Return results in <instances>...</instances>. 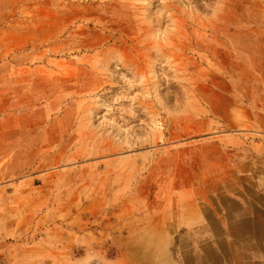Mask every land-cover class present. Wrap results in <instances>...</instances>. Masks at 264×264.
I'll return each instance as SVG.
<instances>
[{
  "label": "rangeland",
  "instance_id": "1",
  "mask_svg": "<svg viewBox=\"0 0 264 264\" xmlns=\"http://www.w3.org/2000/svg\"><path fill=\"white\" fill-rule=\"evenodd\" d=\"M0 264H264V0H0Z\"/></svg>",
  "mask_w": 264,
  "mask_h": 264
},
{
  "label": "bare ground",
  "instance_id": "2",
  "mask_svg": "<svg viewBox=\"0 0 264 264\" xmlns=\"http://www.w3.org/2000/svg\"><path fill=\"white\" fill-rule=\"evenodd\" d=\"M207 198V197H206ZM239 200V199H238ZM211 207V206H210ZM217 210V209H216ZM216 213V212H215ZM213 214H214V212H213ZM232 215V214H231ZM233 216V215H232ZM227 232V231H226ZM241 246V245H240ZM209 260V259H208ZM211 262V261H210ZM212 262H213V260H212ZM215 262V261H214Z\"/></svg>",
  "mask_w": 264,
  "mask_h": 264
}]
</instances>
